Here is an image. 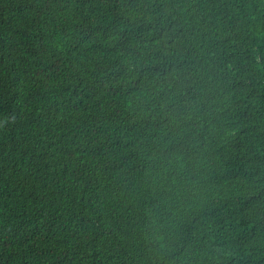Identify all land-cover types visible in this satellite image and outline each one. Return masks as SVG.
Listing matches in <instances>:
<instances>
[{
    "label": "trees",
    "instance_id": "obj_1",
    "mask_svg": "<svg viewBox=\"0 0 264 264\" xmlns=\"http://www.w3.org/2000/svg\"><path fill=\"white\" fill-rule=\"evenodd\" d=\"M0 264H264V0H0Z\"/></svg>",
    "mask_w": 264,
    "mask_h": 264
},
{
    "label": "bare ground",
    "instance_id": "obj_2",
    "mask_svg": "<svg viewBox=\"0 0 264 264\" xmlns=\"http://www.w3.org/2000/svg\"><path fill=\"white\" fill-rule=\"evenodd\" d=\"M38 1H39V0H38ZM49 2H50V1H49ZM27 4H28V3H27ZM19 8H20V7H19ZM39 10H40V9H39ZM193 11H194V10H193ZM193 11H192V12H193ZM37 14H38V13H37ZM157 16H158V15H157ZM69 17H70V16H69ZM198 17H199V16H198ZM64 23H65V22H64ZM60 26H61V25H60ZM59 29H61V28H59ZM84 29H85V28H84ZM90 30H91V29H90ZM63 31H64V30H63ZM74 32H75V31H74ZM86 32H87V31H86ZM91 32H92V31H91ZM132 34H133V33H132ZM43 44H44V43H43ZM36 51H37V50H36ZM42 54H43V53H42ZM116 61H117V60H116ZM186 61H187V60H186ZM114 62H115V61H114ZM79 67H80V66H79ZM83 69H84V68H83ZM115 73H116V72H115ZM128 73H129V72H128ZM83 74H84V73H83ZM122 74H123V73H122ZM128 86H129V85H128ZM22 87H23V86H22ZM22 87H20V88H22ZM197 92H198V91H197ZM17 98H18V97H17ZM202 104H203V103H202ZM53 106H54V105H53ZM164 108H165V107H164ZM54 109H55V107H54ZM186 135H187V134H186ZM178 138H179V135H178ZM26 141H27V140H26ZM203 149H204V148H203ZM203 149H202V150H203ZM201 157H203V156H201ZM208 157H209V156H208ZM206 158H207V157H206ZM201 159H202V158H201ZM202 160H203V159H202ZM197 161H198V160H197ZM204 163H205V162H204ZM101 164H102V163H101ZM201 166H202V164H201ZM205 167H206V165H205ZM205 167H204V168H205ZM199 168H200V167H199ZM103 169H104V168H103ZM103 169H102V170H103ZM242 169H243V168H242ZM198 176H199V175H198ZM202 176H203V175H202ZM190 178H191V177H190ZM205 178H206V177H205ZM195 179H197V177L194 178V180H195ZM199 179H200V178H199ZM171 182H172V181H171ZM177 182H178V181H177ZM169 184H170V183H169ZM169 186H170V185H169ZM199 201H200V200H199ZM124 207H125V206H124ZM115 208H116V207H115ZM120 208H121V207H120ZM169 212H170V211H169ZM131 216H132V215H131ZM140 218H141V217H140ZM158 218H159V217H158ZM161 237H162V236H161ZM156 238H157V237H156ZM156 238H155V239H156ZM166 240H167V239H166ZM166 240H165V241H166ZM159 241H160V240H159ZM113 244H114V243H113ZM142 246H143V245H142ZM139 247H140V246H139ZM124 251H125V250H124ZM130 251H131V250H130ZM130 251H129V252H130ZM134 251H135V250H134ZM112 254H113V253H112ZM119 254H120V253H119ZM128 255H129V254H128ZM114 257H115V255H114ZM117 258H118V257H117ZM129 258H130V257H129ZM138 258H139V257H138ZM122 259H123V258H122ZM147 259H148V258H147ZM164 259H165V257H164ZM167 259H168V258H167ZM120 260H121V259H120ZM117 261H118V260H117ZM124 261H125V260H124ZM128 261H129V260H128ZM136 261H137V260H136ZM118 262H120V261H118ZM133 262H135V261H133ZM137 263H138V262H137Z\"/></svg>",
    "mask_w": 264,
    "mask_h": 264
}]
</instances>
